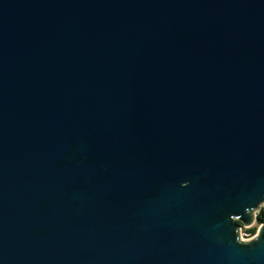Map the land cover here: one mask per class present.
I'll use <instances>...</instances> for the list:
<instances>
[{
  "label": "water",
  "instance_id": "95a60500",
  "mask_svg": "<svg viewBox=\"0 0 264 264\" xmlns=\"http://www.w3.org/2000/svg\"><path fill=\"white\" fill-rule=\"evenodd\" d=\"M263 203L264 0H0V264H264Z\"/></svg>",
  "mask_w": 264,
  "mask_h": 264
},
{
  "label": "trees",
  "instance_id": "16d2710c",
  "mask_svg": "<svg viewBox=\"0 0 264 264\" xmlns=\"http://www.w3.org/2000/svg\"><path fill=\"white\" fill-rule=\"evenodd\" d=\"M256 219H257V223L264 222V207L260 208V210L256 214ZM257 226L258 224H256L255 226H251L249 228H243V232L248 236H252L256 233Z\"/></svg>",
  "mask_w": 264,
  "mask_h": 264
},
{
  "label": "built area",
  "instance_id": "2783aa9c",
  "mask_svg": "<svg viewBox=\"0 0 264 264\" xmlns=\"http://www.w3.org/2000/svg\"><path fill=\"white\" fill-rule=\"evenodd\" d=\"M243 228H245V227H243ZM243 228L240 230V236H245L244 239H249V238H251L253 235H252V236H248V235H246L244 232H242Z\"/></svg>",
  "mask_w": 264,
  "mask_h": 264
},
{
  "label": "rangeland",
  "instance_id": "374dc122",
  "mask_svg": "<svg viewBox=\"0 0 264 264\" xmlns=\"http://www.w3.org/2000/svg\"><path fill=\"white\" fill-rule=\"evenodd\" d=\"M261 207H264V203L261 205ZM261 207H260V208H261ZM260 208L258 209V211L260 210ZM258 211L255 210L254 213L257 214ZM255 225H256V224H253L252 226H255ZM242 228H243V227H242ZM257 228H258V226H257ZM242 232H243V230H242ZM244 237H245V236H243V239H244Z\"/></svg>",
  "mask_w": 264,
  "mask_h": 264
},
{
  "label": "clouds",
  "instance_id": "9594fccd",
  "mask_svg": "<svg viewBox=\"0 0 264 264\" xmlns=\"http://www.w3.org/2000/svg\"><path fill=\"white\" fill-rule=\"evenodd\" d=\"M240 239L243 240V236H241Z\"/></svg>",
  "mask_w": 264,
  "mask_h": 264
}]
</instances>
